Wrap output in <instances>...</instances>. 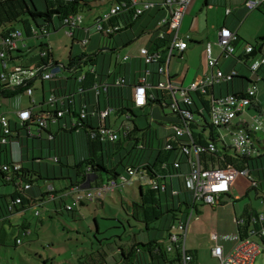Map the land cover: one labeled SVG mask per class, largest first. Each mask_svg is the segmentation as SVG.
I'll return each instance as SVG.
<instances>
[{
	"label": "trees",
	"instance_id": "16d2710c",
	"mask_svg": "<svg viewBox=\"0 0 264 264\" xmlns=\"http://www.w3.org/2000/svg\"><path fill=\"white\" fill-rule=\"evenodd\" d=\"M97 1L98 0H43L44 8L40 9L34 0H0V50L4 53V55L0 57V97L11 98L24 92L31 97L36 82L40 81L43 83L44 81H49L53 83V85H50V96H53L52 100H49L50 96L48 98L43 97L41 103L38 104V107L37 105H34L33 107L25 108L31 111L30 119L20 121L16 113L18 121H12L7 116L9 120L8 133H4L3 128L0 125V152H4L5 157L4 160L0 158V179L4 184L9 185L11 183L14 186V190L11 193L0 191V221L6 222L9 220V216L14 213L22 212L31 207L36 208L40 206L39 203L42 199H37L32 192L36 181H38L36 182L37 189H39V193L42 198L46 195L48 198L54 200L56 197L62 198L71 194L73 199L74 195L71 191L73 187H78L80 189L81 186L83 187L88 184V189H91L104 183L101 181L103 177L107 178L105 181L107 182L110 179H118L123 176H128L127 168L133 167L145 173L149 179L155 180L158 183L157 187H153L150 183H144L137 180V182H139L140 198L139 202L130 203L133 215L138 221L143 223L144 228L147 231L151 229V223L163 220V217L168 219L169 215L171 218V224L164 238L160 237L159 239H152L149 237L145 242L133 241L130 244L126 242L112 248V252H115V255L113 254L111 256L113 260L112 264H175L177 262H180L181 264V236L174 244V257L171 255V252L167 250L166 242L172 234L171 229L173 226L181 220L186 221L191 209L194 210L195 214H200L201 212L198 208L199 205L193 204L192 200L187 197L185 192L187 190L183 193L184 198H181L179 192L174 193L173 190L168 189L166 185L167 179H171L173 175L180 173L179 170L182 164L188 165V156L183 152L184 146L200 147L201 150L197 154L198 160L205 167L208 166V164L218 165L222 168L227 165H231L237 170L245 169L250 176V178H248L249 186L245 196H248V190L253 189L258 197L264 199V146L254 155L243 158L236 154V157H233L232 155L226 153V147L225 150H223V148L219 149L216 146L220 137L216 134L215 129L223 126L214 125L210 121L212 101L216 97L225 94L242 97L244 96L247 87L254 83L253 74L245 62L249 59V57H245L242 60L251 73V76L239 75L235 72V74L231 75L229 79L223 81L228 90L225 94L215 96L213 89L216 83H214L207 87L205 91L196 90L189 92L188 95L191 102L190 104H185L170 91L158 88L157 83L160 80H158L156 84H154V81H151L149 82L147 89L148 96L146 104L142 107H136L132 98H125L123 95V86L125 85L124 78L121 84H116L115 80L117 77L119 78V76L116 74L114 75L113 72L112 74H104L97 68V64L99 59L105 56L103 49L109 51L110 53H114L117 49V47H115V44L117 43L115 38L128 33V30H131L146 13L154 8L156 9V13L154 16L152 15L153 25L151 27V30L154 33V39L150 40V45L147 48L149 50L161 49L162 57L165 59L167 52L166 48H168L170 36L167 34L164 38L160 39L158 37L159 29L156 27L157 21L164 14V10L155 6L136 17H133V10L112 16L104 23V25L119 24L120 29L115 33L104 34L103 32L97 30L95 23L99 16L101 17L109 10L110 6L113 4L112 1V4L106 11L95 16L92 20L93 25L96 28V33H99L102 37L104 36L106 38L104 39L106 40V46H103L104 48H99L98 46L96 50L87 52L86 44L91 41V36L88 34V28L81 27L80 24L82 22L76 27L71 28L64 23V19L69 15H81V11L83 9H89V6L93 2ZM116 1H126L127 3H130L128 0ZM263 7L264 3L255 10H263L264 12ZM55 18H58V20L62 23V26L66 27V33L71 37L72 42L76 41L84 48L83 51L76 56H72L70 52L68 63L66 65L59 64V62L54 59L52 51L45 48L48 44L40 42L38 45L39 52L33 54L31 52V48L24 43L25 38H40L48 36L51 25L53 26V29L56 30L54 27ZM17 24H20L21 27H17ZM78 29L81 33H79ZM43 30H46V32L44 33ZM147 30L149 29L145 27L143 32ZM122 31L126 32L121 33ZM15 32H18L19 35L14 38V46L8 47L3 45L2 41L4 38ZM77 34H83V38H81L82 40L76 38ZM84 39L86 40L83 41ZM18 42H21L22 45L19 46ZM243 42L245 45H251L256 51V54L261 53V48L264 45V36L256 38L255 44H250L246 40ZM235 44L233 42L234 46ZM18 46L25 47V49H20ZM49 61L51 62L50 66H59V72H66L69 75L68 78L76 82L77 85L73 88L72 92H70L71 90L67 92V90H63L61 86H57V77L59 72H57L50 79L46 80L36 77L24 86H11L7 82L8 75L11 74L15 68H33L43 71V67L46 66ZM161 62L162 61L155 63L159 64ZM149 64L145 65L147 66ZM50 66L47 69H50ZM257 73L264 76V65L259 68ZM152 74L161 76L157 70ZM110 75H114L111 78V82L106 81L105 83H102V79L104 77H111ZM237 80L241 83L239 90L234 89V82ZM244 80L249 82L246 88L243 86ZM260 81L264 82V78ZM221 83L219 84L221 85ZM28 87L31 88V94L26 92ZM101 93L103 94V99L106 100V106L110 107L111 111H115L118 115H124L126 117L121 123L120 128L115 131L117 133V137L114 140L102 139L99 136H92L95 129H97L99 120L96 116L91 115V112L100 109L99 106L93 110H89L87 108L88 102H85V105L80 106L78 110L70 106L69 99L73 100L71 97L75 94L80 97H87L90 94L97 95L98 97ZM174 102L177 105V110H173L171 108V104ZM154 104H158L162 109L167 107L170 108L175 116V121L171 123V129L173 126L181 127L185 125L181 110L182 108H186L191 113V119L188 120L186 125L189 134L177 137L174 136V132L172 130V134L167 136L163 144L159 143L157 147H155L152 146L151 142L157 138V135L155 134L156 130L151 131L148 124V126L141 132L140 139L142 141H139V139L135 137L134 133V131L140 130L135 120V108L143 109L144 107H151ZM81 110L86 112L84 117H81ZM58 111H61V116L56 115ZM48 114H51V116L52 114H55V120L49 118ZM44 117L47 119L46 127L39 125V120ZM126 121H132L133 128ZM109 124L110 122H108L107 117L105 120L106 127L110 128ZM125 124L129 127L128 131H123L122 129ZM32 126L36 127L35 132L32 130ZM52 126L55 127L54 131L50 130ZM80 130L85 132L87 155L79 162L75 161L73 165H71V167L75 169L76 178L73 179L71 176L64 177L62 174L63 170H61L60 178L72 180L71 183L68 182L66 188L57 190L53 183H45L49 184V188L46 189L45 186L44 190H40L42 186L38 184L39 181H43L44 183L45 180L56 179V173L53 171V176H49L48 174L44 176L41 171L24 167V154L22 146V144H24V139L33 138L34 140L38 139L40 142V157L34 156L33 159L41 160L44 158L43 140H47L49 151H54L53 155L51 152H47V158H50L53 162H60V154H70L73 133ZM206 131H208L207 136L205 135ZM2 137H5V143L1 142ZM43 137H45V139ZM14 141L19 142L21 145L19 147L20 158L18 160H13L10 156L11 152H9V144ZM130 141H134V147H138L139 145L138 148H149L153 152L149 154L146 160L145 156H143L142 160H140L137 165H124L127 173V175H124L118 171L116 158L111 160L109 157L119 155V163H124L121 151L125 149L126 153L128 152V148H124L123 145L126 144V146H129ZM210 143L215 146V151H211L209 149ZM7 150L8 153L5 154ZM154 151H156L155 154ZM15 164L20 166L16 170L14 169ZM4 166H7L8 169H4ZM19 180L23 182L22 187L19 185ZM93 183H96L94 187L92 185ZM25 184H28L29 186L27 189L24 188ZM31 188L32 190L30 192ZM223 196L229 197V193H226L221 197ZM17 199L19 201H16ZM88 202L90 201L83 199L80 200L77 205H86ZM67 205L68 204H64L59 210H54L53 212L62 213L63 211H66L71 214L73 219H77L78 213L75 210L76 206L68 209L66 207ZM256 214V211L251 210L248 217L243 219V223L239 222L240 219H236L238 239L241 240L246 237V233L252 225L249 219L251 216H255ZM95 224L97 227L96 231L98 232L99 228L97 226L96 219ZM256 226L260 227L262 225L257 224ZM21 229L22 232L19 233L20 235L28 228L22 227ZM0 230L2 231V229ZM18 238L20 237L16 238V244H18ZM184 251L185 254L190 257L189 260L186 261V264H198L196 253L194 251L186 248ZM107 259V253L98 250L97 260L92 264H109Z\"/></svg>",
	"mask_w": 264,
	"mask_h": 264
},
{
	"label": "rangeland",
	"instance_id": "374dc122",
	"mask_svg": "<svg viewBox=\"0 0 264 264\" xmlns=\"http://www.w3.org/2000/svg\"><path fill=\"white\" fill-rule=\"evenodd\" d=\"M34 1L40 9L44 8L43 0ZM95 10L96 9L85 8L81 11L83 20L80 25L84 28H88V34L92 36L90 43L86 44V49L88 51L93 48L96 50L98 46L99 48H104L103 46H106V40H104L106 38L104 36L102 37L99 33H96V28L93 25V19L91 16ZM247 13V15L244 14V24L240 26V33L245 34L244 38L247 42L255 44L256 39L253 37L254 33L264 30V12L263 10H253L250 12L247 11ZM147 16L148 15L145 17ZM16 26L21 27L20 24H17ZM54 27L56 30L53 29L52 25L50 26V33L48 36L40 38H25L24 43L31 48V52L33 54L39 52L38 45L40 42L48 44L45 48L52 51L54 59L59 62V64L66 65L68 63L70 52L72 56H76L80 54L84 48L76 41L72 42L71 37L66 33V27L62 26V23L58 20V18L54 19ZM133 27L136 31V39L134 42L146 38V43H148L147 37L154 34L152 31L143 33L144 26L141 25L140 21ZM133 29L128 30V33L131 34ZM125 32L126 31H122L121 33ZM76 38L82 40L81 38H83V34H77ZM134 42L129 45H132ZM18 44L19 46L22 45L21 42H18ZM129 45L125 46L120 51L125 52L130 47ZM91 46H93V48H91ZM103 53L106 56L105 65H107V60L111 57V67H109V69L112 71L116 63L120 61L119 57L116 56L117 52L115 51L111 54L109 51L103 49ZM261 56L262 55L258 53L254 56V59H259ZM254 59H247L246 64L249 65ZM100 67L101 61L97 65L98 69H100ZM61 73L62 72H59L58 74ZM257 87L258 94L262 96L261 106L257 108L255 107L256 103L250 104L247 107L246 114L242 116L249 122V124L253 122L254 118H259L264 122V82H258ZM40 103L41 92L39 86L35 85L31 97H29L25 92L11 98L0 97V115H6L12 121H18L16 113L19 110L30 108L34 105H37L38 107V104ZM153 106L156 108V114L150 113L149 107H147L145 112H143L142 109L135 108V120L140 130L134 131V133L135 137L138 138L139 141H142L140 139L141 132L149 124L151 131H158L157 138L154 139V142L158 144L157 141L161 138V135L166 132L164 129L168 126V118L174 116V114L168 107L162 109L158 104H154ZM125 118L126 117L124 115H118L115 111H111L109 114L111 128L113 130L120 128V125ZM127 123H129L133 128L132 121ZM32 130L35 132L36 127L32 126ZM224 132L226 133V139L230 146L228 154L236 157V153L231 147V134L228 129ZM207 134L208 131L205 132L206 136ZM43 138L45 139V137ZM129 143V146H126V144L123 145L124 148H128L127 153L125 149L122 150L124 163H119V155L109 157L111 160L116 158L117 168L124 175H127L124 165H137L140 160H142L143 156H145L146 160L151 151L149 148H138L139 145L138 147H134V141H130ZM47 144L48 141L43 140L44 158L41 160L33 159L34 156L40 157V142L38 139L34 140L33 138L24 139V144H22L24 167L41 171L44 176L46 174L53 176V171H55L57 177L56 179L45 180L44 183L43 181H39L38 184L46 186V189L49 188V184H45V182L54 184L66 182L68 184L69 179L60 178L61 170H63L64 177H68L67 174L70 172L71 177H73V179L76 178L75 169L71 167V165H73L74 157L76 162H79L87 155L85 132L80 130L73 133L70 154H60V162H53L50 158H47V151L49 150ZM156 144L155 147H157ZM9 145L12 146L13 157H15V153H17V149H19L21 145L16 141ZM217 145L219 148L221 147L220 140L217 141ZM50 152L53 155L54 151L51 150ZM155 153L156 151H154V154ZM0 158L4 160V152H0ZM18 182L22 187L23 182L20 180ZM36 182L34 183L33 190L37 189ZM236 183L237 189L239 190L233 191L231 193L233 196L243 194L244 188L249 186L248 178L243 176L238 177L236 179ZM118 184L119 185L114 188V190L104 194L102 202L90 201L86 205H77L75 207V210L78 213L77 219H73L71 214L66 211H63L62 213H54L53 211L48 213V211H46L47 205L40 204V206L36 207L39 211V215H36L35 208L31 207L22 212L10 215L9 220L6 222L0 221V228L1 226L3 227V230H0V264H92L97 260L98 250L106 252L108 257L107 262H110L112 261V248H115L121 243H131L133 241L145 242L149 237L152 239H159L160 237L164 238L167 230L170 228V215L168 219L163 217V220L151 223V229L147 231L144 228L143 223L135 218L132 213V208L130 207L131 202H139V182L134 180L128 185L121 183ZM13 190L14 186L11 183L9 185L4 184L0 179V191L11 193ZM185 192L189 199L192 200V191L187 190ZM66 197L67 196H64V199ZM261 199L262 198L258 197L253 189H250L248 190V196H245L242 200H239L238 203L235 204L241 205L244 203L247 205L251 204L253 206H257L261 204ZM57 201L59 203V200ZM198 208L205 213L203 218L208 217L212 211L209 206L204 207L199 205ZM196 217L197 214L193 212L190 219L193 220ZM95 219L97 220V226L99 228L98 232L96 231L97 227ZM23 222L28 224V229L32 232L31 236H24L22 234L18 236V226ZM171 232L178 233L179 230L176 227H173ZM17 237H20L21 243H15ZM217 238V240L213 238L208 239H210L212 245H215L216 242H220L221 240L220 233H218ZM253 264H264V252L256 256Z\"/></svg>",
	"mask_w": 264,
	"mask_h": 264
},
{
	"label": "built area",
	"instance_id": "2783aa9c",
	"mask_svg": "<svg viewBox=\"0 0 264 264\" xmlns=\"http://www.w3.org/2000/svg\"><path fill=\"white\" fill-rule=\"evenodd\" d=\"M113 4L110 6L109 10L104 13L101 17L99 16L96 19V28L97 30L103 32L104 34L115 33L120 29L119 24H109L104 25V23L112 16L128 12L133 10V17L143 14L145 11L151 9L152 7H160L164 10L163 16L157 21L156 27L159 29L158 37L160 39L164 38L167 34L170 36L168 43V48H166V57H162V50H149L147 47H141L139 54L142 57L145 64L155 63L162 61L158 64L157 71L163 77V80H160L157 83L158 88L166 89L170 91L173 95L176 92H179L181 95V100L185 104H190L191 99L188 95L189 92L196 90L205 91V89L211 86L214 83L224 81L230 78L231 75L235 74L236 71L232 70L230 73L225 74L218 67V60L211 57L210 55V44L208 43L205 48V62L207 67L211 70L210 73L204 77H201L194 82L190 83L188 86L177 85L171 81V75L168 69V63L173 56L176 54H181L188 45L190 36L185 34L180 36L179 27L181 24L182 17L187 9L188 3L190 0H164L161 3H152L149 1L142 0H128L117 2L112 0ZM241 1L243 6L247 11H253L257 9L261 4L264 3V0H235ZM231 13V8H225V15ZM82 22V16L79 14L69 15L64 19V23L69 27H76ZM45 33L46 30H43ZM19 35L18 32L10 34V36L4 38L2 44L8 47L14 46V38ZM236 38V33L233 32L228 27H221L217 32V45L220 49V55L224 57H229L234 55L235 46L233 42ZM84 39L83 41H85ZM254 51V48L247 44L244 47V53H251ZM4 55L3 51L0 50V57ZM127 57H123V60ZM51 62L49 61L46 66L43 67V71L33 68H15V70L8 75L7 82L11 86H21L26 85L32 79L38 77L41 79H50L57 72L60 71L59 66H50ZM264 65V56H261L259 59H254L248 65L250 71L253 74L254 83L250 84L244 96L235 97L231 94H225L216 97L212 101V107L210 112V121L212 124L217 126H223L230 129V134L232 138L231 147L234 152L240 157H248L254 155L258 150L264 146V122L259 118H254L253 122H249L242 116L246 114L247 107L256 103L257 95V82H259L264 76L257 73L259 68ZM50 69H47L48 67ZM82 78V77H81ZM123 82V77H119L115 80L116 84H121ZM149 82L145 78L140 79L139 82L134 86L132 92V101L136 107H142L147 102V89ZM105 89V87H104ZM26 92L31 94V88L28 87ZM53 96L49 97V100H52ZM173 110H177L176 103L171 104ZM111 108L106 106L105 108H100L96 111L91 112V115H94L99 120L97 129L92 134L93 137L99 136L102 139L114 140L117 137V133L112 128H108L105 125V120L109 116ZM86 112L81 110V117H84ZM181 114L185 121L184 126H173L174 136L181 137L186 134H189V131L186 127L187 122L191 119V113L186 109L182 108ZM18 118L20 121H25L30 119L31 111L29 109L19 110L17 112ZM57 116H61V111H58ZM55 114H48V117L52 120H55ZM46 117L39 120V125L46 127L47 121ZM0 125L3 128L4 133H8L9 120L6 115H0ZM123 131H128L129 127L125 124L123 125ZM1 142L5 143V137L1 138ZM169 146V145H168ZM209 149L215 151V146L210 143ZM201 150L200 147L191 146L183 147V152L188 156V171L183 177L184 188L186 190L192 191V202L196 205H209L215 206L218 205L219 200L222 195L229 193L231 186L237 176H243L250 178L248 172L244 170H237L231 165H227L222 168L218 165L203 166L198 160V152ZM194 153L195 159L191 158V155ZM177 166V164H176ZM20 166L18 164L14 165V169H18ZM4 169H8L7 166H4ZM128 176H123L118 179H110L107 182L102 183L101 185L85 190L80 193L78 187H73L71 191L74 193L72 202L66 207L68 209L77 206L80 200L86 201H98L103 198L104 194L109 191L114 190L119 184H130L132 181H140L144 183H150L153 187H157L158 183L155 180H151L148 176L137 170L133 167H128ZM28 184L24 185V188L27 189ZM176 193V191L174 192ZM16 201H19L18 199ZM193 209L190 210L189 216L186 221L181 220L175 224L179 232L172 233L169 237V240L166 242L167 250L173 251V245L177 242L179 237H185L186 227L191 218ZM35 214L39 215V211L35 208ZM252 225L249 227L246 237L243 239H238L233 248L224 252L220 246H215L211 249V254L217 259V264H253L255 257L263 249L261 240L264 238V213H257L255 216H251L249 219ZM243 219H240L239 222L243 223ZM261 224L262 226H256ZM30 230L25 229L23 231L24 236L29 235ZM17 243H21V239H17ZM185 247L182 245V255H181V264H186V261L189 260V256L185 254Z\"/></svg>",
	"mask_w": 264,
	"mask_h": 264
},
{
	"label": "crops",
	"instance_id": "0c3cea01",
	"mask_svg": "<svg viewBox=\"0 0 264 264\" xmlns=\"http://www.w3.org/2000/svg\"><path fill=\"white\" fill-rule=\"evenodd\" d=\"M145 1H149V2L156 4V3H161L164 0L163 1L145 0ZM111 4H112V0H98L97 2H93L89 6V9H96V10L95 12L92 13L91 18L94 19L95 16L106 11ZM226 7L231 8V13L229 15H225ZM155 13H156V9L154 8L150 10L148 13H146L140 19V23L141 25L144 26V29L145 27L147 29L152 27L153 25L152 15L154 16ZM246 13H247V10L243 6L241 1L190 0L188 3L187 9L182 17L181 24L179 27L180 36L182 37L185 34H188L190 36V39L188 41L187 48L181 54L179 55L176 54L175 56H173V58H171L168 63V69L171 75V81L177 85L188 86L190 83L194 82L195 80L201 77H204L210 73L211 70L207 67L206 62H205V48L208 43L210 44V55L211 57L216 58L218 60V67L222 70L223 73L228 74L232 70H234L239 75H247L250 77L251 73L249 72L246 65H244L242 59L245 57L254 59V56L257 55L258 53L255 54L254 56H247V53H244L245 43L243 41L245 40L244 38L245 34L240 33V26L244 24L243 17H244V14ZM146 15L148 16L145 17ZM223 26L228 27L229 29H231L233 32L236 33V38L234 40V44L236 41L235 53L233 56L224 57L220 55V49L216 41H217V32ZM81 27L83 26L81 25ZM151 31L152 30L150 28L149 30L145 32H151ZM79 33H81L80 30H79ZM261 36H264V30L255 32L253 37L256 39ZM90 39H92V36L90 37ZM135 39H136V31L134 29L131 31V34L126 33V34H122L121 36L115 38L117 42L115 44V47H117V49L115 50L117 52L116 56L119 57L120 61L116 63L112 71L111 69H109V67H111V64H110L111 57L107 60V65H105L106 56L99 59V62L101 61L100 70L104 74H112L113 72L114 75L116 74L119 77L124 78L125 85L123 86V95L125 98H129V99L132 98V92H133L134 86L140 79L145 78L147 82L154 81V84H156L158 80H162L161 76L152 74L158 69V64L152 63L146 66L139 54V50L141 47H149L150 40L154 39V35L147 37L148 43H146V38L138 40L137 42H134ZM132 42L134 43L132 45H129ZM127 45H129L130 47L125 52L120 51ZM19 48L25 49V47H19ZM91 48H93V46H91ZM86 51L92 52L94 51V48L91 49L90 51L88 50ZM263 51H264V45L261 48V53H259L262 56H264ZM125 56L127 57V59L123 60V57ZM112 76L104 77L102 79V83H105L106 81L111 82ZM68 77L69 75L66 72L59 74L57 77L58 78L57 86L58 85L61 86L62 89L67 90V92H69V90H71L70 92H72L73 88H75L77 84L74 80H71ZM219 83H221V85ZM248 84L249 82L247 80H244L243 86L245 88L248 86ZM35 85L39 86V89L41 92V100L43 99V97L48 98L50 96V85H53V83L49 81H44L43 83H41L40 81H38L35 83ZM240 86H241V83L239 82V80L234 82L235 90L236 89L239 90ZM213 90H214L213 92L215 96H218L219 94H225L226 91H228L223 81L217 82ZM102 95L103 94L101 93L98 97L97 95H93V94H90L87 97H80L79 95L75 94L73 97H71V99L73 100L69 99L70 106L78 110L80 106L85 105V102L86 103L88 102L87 108L89 110H93L94 108L98 106L100 108H105L107 104H106V100L103 99ZM174 95L178 99H181L180 97L181 95L179 92H176ZM256 96L257 97H256L255 107L258 108L261 106V100H262V96L258 94V87H257ZM149 108H150L149 110L151 113L156 114L155 113L156 108L154 106H151ZM146 109L147 107H144L142 111L145 112ZM174 121H175V116H171L168 118V121H167L168 126L166 129H164L166 130V132L161 135L160 142L159 140L157 141L158 144L159 143L163 144L167 136L172 134L171 123ZM108 122H110L109 116H108ZM109 126L111 128L110 124ZM225 129L226 130L228 129L230 131L229 128H225V127H219L215 129L216 134L220 137V140H222L221 147L219 148L217 143H216V146L219 149L223 148V150H225V147H226V153H228L230 146H229V142L226 139V133L224 132L226 131ZM50 130L54 131L55 127L52 126ZM155 134L158 135V131H156ZM151 144L152 146H155L156 143L154 142V140H152ZM9 152H11L10 156L12 157L13 160H18L20 158L19 149H17V153H15V157H13L12 146L9 147ZM47 152H50V151L48 150ZM152 152L153 151H150V154ZM6 153H8V150L7 152H5V154ZM191 158L195 159L194 153L191 155ZM75 161L76 160L74 157L73 163ZM187 171H188V165L182 164L179 170L180 173L173 175L171 179H167L166 181L167 188L170 190L172 189L173 192L175 191L179 192V195L181 198H184L183 193L185 191V188H184V183H183V177ZM62 174H63V171H62ZM67 175L71 176L70 172H68ZM238 177L240 176H237L235 178L231 186L229 197L227 196L221 197L220 203L218 205H215L214 207L209 206V205H202L204 207L209 206L210 210H212L210 215L206 217L207 219L203 218V216H205V213L199 209L201 211L200 214H197V217L194 218L193 220L191 219L189 220L187 227H186L185 237H181L180 239L181 244L184 245L186 249L194 251L196 253L198 264H217V259L211 254V249H213V247L217 245L220 246L224 252H228L233 248V246L238 240L236 219H245L246 217H248L251 210H254L257 213H264V199H261V204L257 206H253L251 204L247 205L244 203L241 205H236L239 200H242L245 197V193L248 189V187H245L243 190L244 191L243 194H239L235 196L231 194L233 191L239 190L237 189V183H236V179ZM106 180L107 178H104V177L101 179L102 182H105ZM71 181L72 180H69V183H71ZM53 185L57 190H61L63 188H66L68 184L66 182L65 183L59 182V184L53 183ZM92 185L94 187L96 183H93ZM44 188L45 186H42L40 190H44ZM88 188H89L88 184L83 187L81 186L79 189V192L82 193V191H85ZM31 190L32 188L30 189V192ZM32 192L34 196H36L37 199H42L39 204L47 205L46 211H48V213H51L54 210H59L62 205L70 204L72 202L71 194L67 195L65 199L64 197L62 198L56 197L53 200V199L48 198L46 195L42 198L40 196L39 189H34ZM57 200H59V203ZM100 202H102V199L100 200ZM57 203H58V206H57ZM22 227L28 228V224H26L25 222L21 223L18 226L19 233L22 232V229H21ZM0 229L3 230V227H1ZM218 233H220L221 235V240L220 242H216L215 245H212L210 239L208 238H213L217 240ZM31 234L32 232L30 233L29 236H31ZM18 236H20V234H18ZM261 243H262L263 249L261 250L259 254L264 252V239L261 240ZM173 248H174L173 251H170V252H171V255L174 257L175 256V253H174L175 245H173ZM113 254L115 255V252H112L111 256ZM108 263L112 264L113 260ZM175 264H180V262H177Z\"/></svg>",
	"mask_w": 264,
	"mask_h": 264
},
{
	"label": "water",
	"instance_id": "95a60500",
	"mask_svg": "<svg viewBox=\"0 0 264 264\" xmlns=\"http://www.w3.org/2000/svg\"><path fill=\"white\" fill-rule=\"evenodd\" d=\"M256 54V51H252L251 53H248L247 56H254Z\"/></svg>",
	"mask_w": 264,
	"mask_h": 264
}]
</instances>
